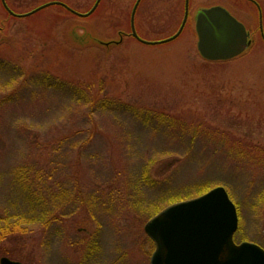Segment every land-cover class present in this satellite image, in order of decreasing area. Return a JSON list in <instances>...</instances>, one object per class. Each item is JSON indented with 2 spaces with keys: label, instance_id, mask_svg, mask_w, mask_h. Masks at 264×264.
<instances>
[{
  "label": "rangeland",
  "instance_id": "rangeland-1",
  "mask_svg": "<svg viewBox=\"0 0 264 264\" xmlns=\"http://www.w3.org/2000/svg\"><path fill=\"white\" fill-rule=\"evenodd\" d=\"M95 1L61 3L86 13ZM107 1L86 18L57 6L15 18L0 3V259L151 264L147 222L218 186L237 206L236 243L264 249V151L245 148L264 150V3L260 16L243 0H191L179 37L146 45L130 36L135 0ZM145 1L160 3L139 5L138 36L174 35L185 3ZM213 6L251 34L233 60L197 50L196 14ZM120 33L119 46L95 40Z\"/></svg>",
  "mask_w": 264,
  "mask_h": 264
},
{
  "label": "water",
  "instance_id": "water-1",
  "mask_svg": "<svg viewBox=\"0 0 264 264\" xmlns=\"http://www.w3.org/2000/svg\"><path fill=\"white\" fill-rule=\"evenodd\" d=\"M140 1V0H139ZM3 4L13 16L23 18L52 5H61L77 17L90 16L99 6L97 0L88 13H78L64 3H49L28 14L18 15ZM132 11V36L146 45L165 44L177 39L183 32L188 17L189 3H185L182 24L172 37L158 42L141 39L135 29ZM197 50L209 62H226L244 54L252 45L250 32L225 7L213 6L200 9L195 17ZM124 34L116 40H99L104 47L119 46ZM96 40V41H97ZM94 41V40H93ZM94 41V42H96ZM93 42V43H94ZM97 43V42H96ZM239 216L235 203L225 187L218 186L207 193L167 206L145 225V232L155 245L151 264H264V249L251 242H235ZM0 264H23L2 257Z\"/></svg>",
  "mask_w": 264,
  "mask_h": 264
},
{
  "label": "flooded vegetation",
  "instance_id": "flooded-vegetation-1",
  "mask_svg": "<svg viewBox=\"0 0 264 264\" xmlns=\"http://www.w3.org/2000/svg\"><path fill=\"white\" fill-rule=\"evenodd\" d=\"M40 0H13V1H9V2H7L6 0H5V3H40L39 2ZM97 1V0H96ZM96 1H95V3H96ZM102 1L103 0H101V2L100 3H102ZM133 2V1H132ZM156 1H154V2H149V1H145V0H135L133 3H155ZM191 3V0H165L164 1V3ZM243 2L244 3H252V5L254 6V7H256V9L260 12V16H261V9H260V7H261V5H260V3H264L263 2V0H243ZM242 2V3H243ZM0 3H4L3 2V0H0ZM49 3H61V0H53V1H49V2H43L42 4H40V5H38L35 9H33L32 11H34V10H36V9H38V8H40V7H42V6H44V5H46V4H49ZM107 3H109V0L107 1ZM156 3H160L159 1L158 2H156ZM234 3H239V0H234ZM135 4H134V6H135ZM4 5V4H3ZM53 7L54 6H57V7H60L61 8V5H58V4H56V5H52ZM52 6H50V7H52ZM134 6H133V8H134ZM5 7V6H4ZM133 8H132V10H133ZM11 10V9H10ZM43 10V9H42ZM7 11V10H6ZM12 11V10H11ZM32 11H30V12H32ZM41 11V10H40ZM40 11H38V12H40ZM29 12V13H30ZM37 13V12H36ZM36 13H34V14H36ZM33 15V14H32ZM131 15H132V11H131V14H130V18H131ZM31 16V15H30Z\"/></svg>",
  "mask_w": 264,
  "mask_h": 264
},
{
  "label": "trees",
  "instance_id": "trees-1",
  "mask_svg": "<svg viewBox=\"0 0 264 264\" xmlns=\"http://www.w3.org/2000/svg\"><path fill=\"white\" fill-rule=\"evenodd\" d=\"M66 3H67V2H66ZM18 4H21V3H18ZM71 4H72V3H67V5H68L69 7H71ZM94 4H95V3H93V5L91 6V8H90L89 10H87L86 12H89V11L92 9V7L94 6ZM101 5H102V3L99 4V6L97 7L96 11L93 13L94 15L97 13V11H99V8L101 7ZM37 6H38V5H37ZM37 6L34 5L33 9H35ZM71 8H72V7H71ZM33 9H32V10H33ZM61 9L64 10V11H66V12H69V11H67V9H65L64 7H61ZM72 9H73V8H72ZM32 10H30V11H32ZM30 11H29V12H30ZM29 12H28V13H29ZM130 14H131V13H130ZM94 15H92V16H94ZM15 18H16V17H15ZM100 86H101V87L105 86V83H104V82H101V85H100ZM101 87H100V88H101ZM81 88L90 91L89 94L84 93V92H82L83 94H80L81 96H80L79 98L81 99V100H80L81 103L86 104V105H89V106H90V105H93L94 100L90 98V96H91V90H90V89H91L92 87H81ZM156 116L161 117V119H162V118H164V117L166 118L167 115H165V114H163V113H158V114H156ZM245 148H247V149L250 148L252 151H254V149H257V150L262 151V152L264 151L263 149H261V147H259V146L257 147V146H255V145H253V144H249V142H248V144L246 145ZM0 236H1V235H0ZM5 236H6V235H4L2 238H4ZM1 240H3V239H0V241H1Z\"/></svg>",
  "mask_w": 264,
  "mask_h": 264
}]
</instances>
